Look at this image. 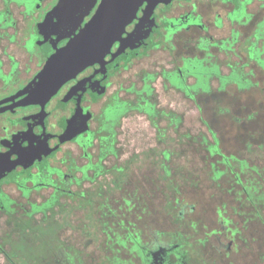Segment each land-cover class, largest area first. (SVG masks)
I'll return each instance as SVG.
<instances>
[{"label": "flooded vegetation", "instance_id": "1", "mask_svg": "<svg viewBox=\"0 0 264 264\" xmlns=\"http://www.w3.org/2000/svg\"><path fill=\"white\" fill-rule=\"evenodd\" d=\"M59 1L0 0V210L27 206L49 213L59 208L86 209L95 222L96 239L102 234L113 247L112 256L104 257L112 264H231L228 258L236 246L238 229L221 212L216 227L202 229L201 222L190 217L196 204L179 197L165 202L170 218L160 226L147 218V204L139 202L135 192L122 196L115 206V195L138 158L134 154L117 164V134L123 118L133 113L147 115L160 141L169 138L168 126L178 129L180 115L172 107L157 104V81L164 90L196 103L203 95L231 86L250 89L240 88L234 81L258 82L256 68L264 76L257 59L264 34L258 37L257 28L264 26V15L248 29L255 16L251 4L264 0H171L159 2L149 17L144 16L145 2L126 26L123 39L113 43L101 62L67 81L48 101L26 103L24 89L56 48L68 41L59 42L57 34L43 30V22ZM100 2L79 28L91 19ZM152 55L163 61L153 59L152 68L141 71V90L119 85L109 92L115 78L136 59ZM122 90L131 97L121 96ZM159 109L173 116L159 117ZM151 115L158 117V126ZM162 119L167 127L161 126ZM110 157L114 162L107 165ZM163 168V177L169 179V166L163 164ZM108 173L111 177L96 191L85 186ZM241 187L246 202L255 206L247 187ZM44 191L48 197L35 201L34 196H42ZM65 194H75L78 201ZM61 197L70 201H61ZM82 199L88 204H79Z\"/></svg>", "mask_w": 264, "mask_h": 264}, {"label": "rangeland", "instance_id": "2", "mask_svg": "<svg viewBox=\"0 0 264 264\" xmlns=\"http://www.w3.org/2000/svg\"><path fill=\"white\" fill-rule=\"evenodd\" d=\"M250 8L255 16L249 31L254 21L264 15V2L255 1ZM158 57L163 61L159 55L136 59L115 78L109 92L119 85L124 89L134 87L141 90V71L152 68V60H158ZM256 70L260 79L256 86L246 90L231 86L225 91L203 95L197 103L177 92L164 90L162 83L157 81L158 106L172 107L180 115L181 123L176 130L167 127V121L162 119L160 124L168 128L165 132L169 138L160 141L158 130L151 125L147 115L133 113L123 118L117 134L120 146L117 164L124 163L134 154L138 158L133 161L130 177L115 195V206L122 202V196H131L135 192L139 202L147 204V218H153L154 223L160 226L170 218L164 209L165 202L168 199L175 201L179 197L196 204L190 217L199 220L202 229L204 226L216 227L221 212L230 220V225L238 229L235 234L236 246L228 258L231 264H264V76L259 68ZM120 95L131 97L125 90ZM223 159L228 162L224 163ZM106 161L110 165L114 158L110 157ZM163 164L169 166V179L163 177ZM231 168L239 173L246 185H253L251 191L257 197L261 194L255 206L246 202V195L240 192L241 184L234 178L235 173L231 174ZM216 169L227 171L218 181L212 178ZM110 177L111 173L99 176L91 183L86 182L85 186L96 191ZM12 195L25 201L17 192H12ZM48 195V191H44L42 196L35 195L34 200L42 202ZM65 196L78 201L75 194ZM61 201L70 200L61 197ZM79 202L82 206L88 204L83 199ZM60 209L55 214L59 222L53 219L48 222L49 228L56 234L45 245L44 252L37 254L41 263L112 264L104 257L112 256L113 247L109 246L110 242L103 240L102 234H98L96 239L95 222L87 214L88 211L79 208L61 212ZM14 210L13 218L0 210V264H18L15 246L11 241L16 232L22 230V226L16 225V217L29 218L32 212L29 206ZM94 213L95 218H98V211ZM43 217V211L35 212L31 221L33 224L44 223ZM84 225L87 226L86 236ZM51 247H55L54 251L47 253Z\"/></svg>", "mask_w": 264, "mask_h": 264}, {"label": "water", "instance_id": "3", "mask_svg": "<svg viewBox=\"0 0 264 264\" xmlns=\"http://www.w3.org/2000/svg\"><path fill=\"white\" fill-rule=\"evenodd\" d=\"M99 0H60L43 22V30L53 31L57 47L36 78L24 89L26 103L48 101L67 81L88 66L101 62L116 40H122L126 26L137 16L143 4L144 16L153 15L159 2L171 0H101L91 19L81 28ZM77 30H79L77 32Z\"/></svg>", "mask_w": 264, "mask_h": 264}, {"label": "trees", "instance_id": "4", "mask_svg": "<svg viewBox=\"0 0 264 264\" xmlns=\"http://www.w3.org/2000/svg\"><path fill=\"white\" fill-rule=\"evenodd\" d=\"M264 34V26H259L257 28V35L258 37H262V35ZM262 53H264V43H263V48L258 50L257 53V59L261 65V67L264 69V57H262ZM235 84H237L240 88H252L254 86L257 85V82H253V81H234ZM231 82H222V85H226L229 84ZM146 89V88H144ZM141 103H144V101H141ZM138 105H140L138 103ZM146 110H150V109H146ZM158 116L159 117H163V116H173V113L170 112H166L165 110H158ZM151 120L153 122V124L155 126H158V117L155 118L151 115ZM171 121H173V119H171ZM161 131V130H160ZM217 148V145H214ZM224 163H227V161L225 159H223ZM227 171L225 170H214L213 171V176L212 178L216 181H218ZM230 172V171H229ZM235 173L233 176L236 179L237 177L240 178V175L238 172H236L234 170V168H232L231 170V174ZM241 180V179H240ZM241 184L245 185L249 191V194L252 198V200L257 203V199L259 196H261V194L257 197V195H255L253 193V191H251V188L253 187V185H246L244 183L243 180H241ZM61 212H64L66 210V208H61L60 209ZM15 210L13 209H7L5 210V212H7V214L10 216V218H13L15 215ZM39 211H43L44 212V217H43V222L44 223H37V224H33L31 219L33 217V214L35 212H39ZM50 213L47 212V210H41V209H37V208H33L32 212L30 213V217L26 218V217H16V225L17 226H22V230L20 232H16V236L11 239V241L14 244V250L16 251L15 253L17 254V259L18 261H16L18 264H44L41 263V259L37 254L42 253L41 251L44 252V248L45 245H47V243L49 244V240L54 238L53 236L56 234L55 232H52L51 228H49L50 223L49 220L53 219V221H57L59 222L58 219L55 218V214L57 213V210L55 209H50L49 210ZM53 227V226H52ZM28 228V229H26ZM34 247V248H32ZM30 249H32V251H29ZM35 249V250H33ZM10 256L12 254H9ZM12 258V257H9ZM65 258V257H64Z\"/></svg>", "mask_w": 264, "mask_h": 264}]
</instances>
